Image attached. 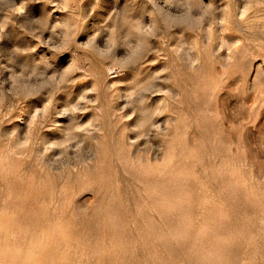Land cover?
Listing matches in <instances>:
<instances>
[{
	"label": "rangeland",
	"instance_id": "374dc122",
	"mask_svg": "<svg viewBox=\"0 0 264 264\" xmlns=\"http://www.w3.org/2000/svg\"><path fill=\"white\" fill-rule=\"evenodd\" d=\"M0 264H264V0H0Z\"/></svg>",
	"mask_w": 264,
	"mask_h": 264
}]
</instances>
